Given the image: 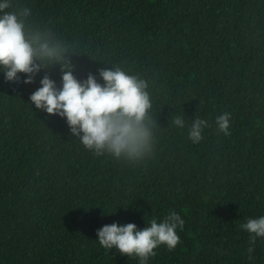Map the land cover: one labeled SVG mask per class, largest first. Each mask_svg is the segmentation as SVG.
<instances>
[{
	"label": "trees",
	"instance_id": "1",
	"mask_svg": "<svg viewBox=\"0 0 264 264\" xmlns=\"http://www.w3.org/2000/svg\"><path fill=\"white\" fill-rule=\"evenodd\" d=\"M29 32L67 49L78 80L121 68L148 84L151 153L95 156L66 118L30 96L62 64L6 81L0 72V264H139L99 245L106 224H185L149 264H264V239L239 226L264 215V0H12ZM39 63V61L37 62ZM230 113V135L215 119ZM181 116L185 128L172 123ZM208 121L198 144L188 127ZM254 247L249 256L247 249Z\"/></svg>",
	"mask_w": 264,
	"mask_h": 264
},
{
	"label": "clouds",
	"instance_id": "2",
	"mask_svg": "<svg viewBox=\"0 0 264 264\" xmlns=\"http://www.w3.org/2000/svg\"><path fill=\"white\" fill-rule=\"evenodd\" d=\"M12 7V0H0V72L5 80L16 81L23 73L27 77L24 83L30 84L42 66L61 63L60 86L44 76L30 96L31 103L47 114L66 118L71 133L79 136L80 143L95 156L108 154L129 161L146 158L152 151L154 127L148 84L118 67L100 70L102 84L91 74L86 80H78L66 61L67 49L51 42L46 34L27 31L21 17L30 15V10H9ZM230 120L228 112L217 116V131L230 135ZM172 123L185 128L181 116ZM207 127V120L197 118L187 129L188 139L193 144L200 143ZM184 224L182 215L171 210L159 222L155 218L148 220L143 229L134 223L106 224L97 231V238L102 248H115L122 255L137 258L139 264H149L161 246L169 252L176 249L181 242L178 231ZM239 227L249 234L251 244L264 239V215L249 218ZM254 251V247L247 249L250 257Z\"/></svg>",
	"mask_w": 264,
	"mask_h": 264
}]
</instances>
